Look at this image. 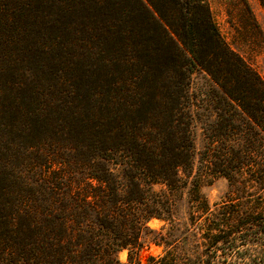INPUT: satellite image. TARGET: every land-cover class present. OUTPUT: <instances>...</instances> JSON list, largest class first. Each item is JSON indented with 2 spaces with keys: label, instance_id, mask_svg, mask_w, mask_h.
<instances>
[{
  "label": "trees",
  "instance_id": "1",
  "mask_svg": "<svg viewBox=\"0 0 264 264\" xmlns=\"http://www.w3.org/2000/svg\"><path fill=\"white\" fill-rule=\"evenodd\" d=\"M130 1L134 9L129 0H50L46 5L59 10L51 23L56 43L62 32L71 33L58 44L63 60L98 61L97 80L87 93L95 96L99 127L104 126L99 135L127 145L97 148L93 154L100 162L91 163L92 157L79 177L75 161H67L36 191L21 172L19 195H13L8 175L9 192L4 191L0 204V264H264V81L225 42L205 0ZM11 2L20 12L33 0H0V21L16 15L17 10H8ZM38 13L43 15L36 10L29 18L33 29ZM82 17L101 21L84 23ZM138 35L144 40L136 46ZM159 37L170 48L152 55L147 48ZM127 42L129 50L123 48ZM102 43L120 49L124 71ZM159 56L176 59L161 83L144 62ZM195 69L204 70L222 92L197 168L186 87ZM59 93L54 110L68 120H81L72 105L82 94L71 85ZM123 97L131 110L157 100L162 111L152 112L139 132L132 123L106 128L111 101L116 98L112 104L119 106L117 98ZM73 151L71 146L66 153ZM209 177H224L228 183L213 204L200 190ZM184 199L187 218L179 228L175 214ZM151 218L167 222V229L149 228ZM148 236L163 250L142 261L139 252ZM122 250L126 261L118 257Z\"/></svg>",
  "mask_w": 264,
  "mask_h": 264
},
{
  "label": "rangeland",
  "instance_id": "2",
  "mask_svg": "<svg viewBox=\"0 0 264 264\" xmlns=\"http://www.w3.org/2000/svg\"><path fill=\"white\" fill-rule=\"evenodd\" d=\"M49 1L33 0L32 6L26 5L20 12L11 2L8 10L10 12H13V9L17 10L16 15L9 14L0 21V204L4 202V191L9 192L5 189L8 175L11 179L10 184H13L11 185L13 195H19L16 191L18 182H22L21 174H19L21 172L23 179L28 181L29 187L36 191L44 177L51 175L67 161H75V169H78L76 176L79 177L80 172L90 163L92 157L95 158L91 163L100 162L94 155L97 148L106 146L117 149L124 144V141L111 140L99 135L104 126L99 127L100 119L97 114L95 96L87 93L90 86L97 80L98 61L71 63L70 59L63 60L59 42L66 41L68 34L71 35V33L62 32L63 35L58 43H56L58 39L52 38L51 23L54 21L53 17L59 14V10L48 8L46 5ZM205 1L212 20L225 42L264 81V1ZM91 3H88V6ZM129 3L130 8L134 9L136 4L130 0ZM63 7H67L66 1ZM87 8L82 10L83 13ZM36 10L43 11V15L38 13L39 17L35 18L33 29V24L30 25V23L36 16ZM31 14L34 16L32 15L30 20ZM41 19L42 21L39 22ZM80 20L84 23H91L93 20L101 21L98 17L94 19L82 17ZM138 20L143 23L142 16H139ZM151 30L152 33H156L154 26H151ZM137 39H140V35ZM143 40L142 36L140 42L133 43L139 46ZM130 46L131 43L127 42L123 48L129 50ZM165 46L170 48L159 37L156 41H150L147 49L154 55L161 52L160 48ZM102 48L106 50V54L115 57L118 61L121 60L122 64L119 65L121 71L122 68L124 71L126 66L122 61L120 49H115V46L109 43H102ZM138 50L145 51L142 54L147 52L141 48ZM138 50H135L136 55L141 53ZM70 51L73 52V48H70ZM96 57L99 58V56ZM159 57L151 60L144 58V62L150 64V69L152 68L161 76L158 77L161 83L163 79L165 81V76L162 77L164 72L168 74L172 72L176 59L172 58V61H169L161 59L164 56ZM167 61L169 62L166 63ZM101 69L102 67L98 71L100 72ZM115 80L119 82L120 75L119 78L115 76ZM122 84L121 79L120 86ZM16 85L22 86V89L18 86L15 88ZM68 85L82 94L74 99L72 105L80 111L79 113L77 110L74 116L79 117L81 122L68 120L65 113L59 114L54 110L53 106L58 102V95H60L59 90L62 89L63 93ZM186 87L192 116L194 167L197 168L203 157V148L208 143L205 132L217 118L219 110L217 111L216 106L222 100V92L201 69H195L191 73ZM121 98H117L121 101L119 106L114 107L112 104L116 98L111 101L106 128L124 129L127 124L132 123L135 127L131 126L132 130L139 132L147 125L145 122L152 112L162 111L161 104L157 100H152L153 106L147 105L141 110H131L124 103V97ZM161 124L162 121L157 123L159 126ZM71 146L74 151L69 155L66 151ZM120 152L123 153L122 150ZM16 170H18L17 173ZM65 177H67L66 173H64ZM227 188L228 183L224 177H209L202 182L200 190L209 203L213 204L223 197ZM186 218L187 203L184 199L179 203L175 214L179 228L184 227ZM147 225L155 231L163 228V232L168 227L167 222L157 218L148 220ZM150 238V236L145 238V246L139 252L142 261H145L148 255L162 253L163 245L155 244ZM118 257L121 261H126L127 251H120Z\"/></svg>",
  "mask_w": 264,
  "mask_h": 264
}]
</instances>
